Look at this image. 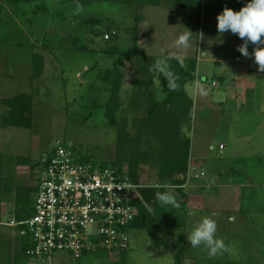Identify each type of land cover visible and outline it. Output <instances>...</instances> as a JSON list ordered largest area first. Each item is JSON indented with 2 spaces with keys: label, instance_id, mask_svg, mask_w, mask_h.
<instances>
[{
  "label": "rangeland",
  "instance_id": "374dc122",
  "mask_svg": "<svg viewBox=\"0 0 264 264\" xmlns=\"http://www.w3.org/2000/svg\"><path fill=\"white\" fill-rule=\"evenodd\" d=\"M174 4L175 0H85V4L63 9L59 15L54 0L24 1L15 7L0 0V99L21 92L34 95L30 126H0L3 166L7 173H14L7 174L8 177L14 176L16 184H23V175L30 171L25 168L24 174V165L35 164L36 174L43 157L58 144L80 159L90 157L107 162L115 157L116 127L107 122L100 107L109 95L101 89L98 74L100 69H111L122 62L125 84L130 85L123 90L122 103L131 108L132 97L126 96L134 87L135 66L122 54L108 50L113 45L121 49L132 46L129 28L136 18H145L139 23L144 32L139 43L147 55L169 53L197 58L196 79L186 84L193 99L192 118L183 133L190 140V157L207 170L204 180H209L204 183V203L199 204V193L189 198L186 227L131 230V249L125 264H211L213 260L227 259L264 262V71L258 69L251 55H240L235 60V54H241L237 46L243 40L231 32L218 33L217 14L223 10L206 9L203 0L200 6L192 8H172ZM91 16L102 19L97 28L116 30V36L106 40L104 34H92L93 23L85 21ZM189 30V48L177 49L175 40ZM76 35L80 40L74 43L72 37ZM248 49L251 53V43ZM41 58L43 74L31 77ZM158 72L153 78L156 89L161 87ZM7 111L8 106L0 101V117ZM140 115L141 112H129L130 131H134L133 118ZM220 143L226 148H219ZM250 148L256 153L249 160L246 153ZM202 155L211 156L201 162ZM235 155L244 159L236 161ZM219 163L222 168L231 163L236 171L256 178V182L246 183L252 187H242L233 183L232 176L237 174H213ZM156 174L152 166L141 164L142 183L160 184ZM2 208L3 222L15 217L14 191L3 196ZM213 212L216 235L223 240L226 250L209 256L203 245L192 247L186 236L194 224ZM158 240L160 246L155 245ZM181 246L183 252L178 262L176 253ZM110 261L106 254L98 253L81 259L65 251H55L52 256L53 264Z\"/></svg>",
  "mask_w": 264,
  "mask_h": 264
},
{
  "label": "trees",
  "instance_id": "16d2710c",
  "mask_svg": "<svg viewBox=\"0 0 264 264\" xmlns=\"http://www.w3.org/2000/svg\"><path fill=\"white\" fill-rule=\"evenodd\" d=\"M13 6L19 5L20 2L31 0H4ZM122 1V0H121ZM55 6H58L57 13L63 12L71 6L83 5L85 0H54ZM202 0H175V5L180 7L192 8L200 6ZM247 0H203L204 7L211 10H223L224 7H231L239 10ZM47 11V8L45 7ZM88 24H92V34L103 36L109 29L97 28V23H102L98 17H87ZM140 18L129 28L132 33L133 44L124 49L113 45L108 51L110 53H120L125 60H130L135 66L136 75L132 80L134 87L128 94L132 101L131 108H125L123 102V90L129 89L130 85L125 84L126 71L121 68L120 62L114 68L100 69L98 78L102 82L101 89L108 93V100L100 105L103 107L107 122L116 127L117 147L115 157L107 162L87 159L86 161L98 163L100 166L111 165L116 169L118 174L123 177L127 175L129 181L137 185L134 190V196L131 203L137 207V213L129 220L124 229L129 233L133 229L152 230L159 227L180 229L187 226V215L189 209V198L191 191L188 185L197 182H203L206 176L201 167L197 166V161L190 157V140L183 133V128L192 118L193 99L186 91V84L196 79L197 58L195 56H183L184 64L181 65L175 59H167L165 64L161 65L158 72L161 87L153 84V78L157 70L152 68L156 59H164L170 54L151 56L147 55L139 43L140 38ZM116 31V30H115ZM117 33L112 37L114 38ZM80 40L77 35L72 37V41L77 43ZM107 40V39H106ZM83 48L82 45L79 46ZM237 56V54H235ZM40 58V55H38ZM39 61L35 74L31 77H38L43 74V60ZM37 62V61H36ZM168 74V76L165 75ZM169 79L174 84L173 89H169L167 84ZM30 93H18L12 97L0 99L1 102L8 106V111L0 117V126H30V115L33 108V97ZM96 103L97 99H93ZM98 105V104H96ZM28 111V113H26ZM141 112L137 118H133V129L130 131L129 112ZM122 112V113H121ZM223 144V143H220ZM219 144V148H220ZM62 145V144H61ZM64 146V145H63ZM67 148V147H66ZM56 149V148H55ZM46 155L42 159V166L34 174L35 164L31 163L29 184H16V181L8 177L3 163V155L0 153V221H2V201L3 196L14 191V212L17 220H23L33 214V200L38 189V183L42 170L46 169L56 150ZM68 149V148H67ZM70 150V149H69ZM73 152V151H72ZM20 164V163H17ZM148 164L156 170V175L160 184H145L140 180V166ZM195 167V168H194ZM201 174L195 176V174ZM9 174H12L9 172ZM189 175H191L189 177ZM222 175V174H221ZM189 177V178H188ZM164 178H168L164 183ZM203 178V179H202ZM198 193L202 194L205 186L197 188ZM157 192L161 194H170L176 200V206L162 204L156 198ZM23 209V211H22ZM26 226H17V232L21 236L20 252L15 255L14 259L4 260L0 257V264H30L27 254L28 249L32 246V240L29 232H21ZM161 240L155 241V245L160 246ZM3 235L0 232V253L5 248ZM99 247L98 251L88 254L99 255L106 254L111 258L110 264H125L128 249H115L113 251H103ZM183 247L181 246L176 253V260L179 262L182 256ZM87 254V255H88ZM86 256V255H85ZM211 264H264L261 261L243 262L237 260H213Z\"/></svg>",
  "mask_w": 264,
  "mask_h": 264
},
{
  "label": "built area",
  "instance_id": "2783aa9c",
  "mask_svg": "<svg viewBox=\"0 0 264 264\" xmlns=\"http://www.w3.org/2000/svg\"><path fill=\"white\" fill-rule=\"evenodd\" d=\"M115 33L106 32L104 37L110 39ZM55 150L41 172L33 214L7 223L26 226L21 232L30 233V263L53 264L55 251L81 259L99 247L103 251L128 249L130 234L124 228L137 213L136 205L131 203L137 185L127 175L120 176L111 165L78 161L77 155L61 144Z\"/></svg>",
  "mask_w": 264,
  "mask_h": 264
},
{
  "label": "clouds",
  "instance_id": "9594fccd",
  "mask_svg": "<svg viewBox=\"0 0 264 264\" xmlns=\"http://www.w3.org/2000/svg\"><path fill=\"white\" fill-rule=\"evenodd\" d=\"M218 33L231 32L237 34L243 40V43L237 46V51L241 55L251 57L258 65L260 71H264V0H247L239 10L231 7H224L223 11L217 14ZM191 31L180 34L175 40L177 49L186 50L190 46ZM253 45V50L249 53L248 44ZM167 59H175L179 64H184V57L176 54L164 59H156L152 68L160 70L161 65L166 63ZM168 76L167 73H165ZM169 89L175 86L169 79L167 84ZM157 200L162 204L176 206L175 198L170 194H161L157 192ZM216 215L213 212L210 216H204L200 221L193 225L191 232L186 236L192 247L203 245L209 256L216 255L219 251L226 250L222 239L217 237V223L213 218ZM234 217H229L233 220Z\"/></svg>",
  "mask_w": 264,
  "mask_h": 264
},
{
  "label": "crops",
  "instance_id": "0c3cea01",
  "mask_svg": "<svg viewBox=\"0 0 264 264\" xmlns=\"http://www.w3.org/2000/svg\"><path fill=\"white\" fill-rule=\"evenodd\" d=\"M156 3H158V2H156ZM156 3H153V4L155 5ZM171 7L172 8H176V9H178V8H186V7H180V6L175 5V4L173 6H171ZM144 19L145 18H142L141 19V22ZM140 24H142V23H140ZM140 30H141V32H140V37H141V35L144 33L143 32V26L142 25H140ZM139 42H140V40H139ZM166 54H169V53H166ZM240 55L241 54H237V56H235V60H239L236 57L239 58ZM221 142H223V141H221ZM249 144L251 146L253 143H249ZM213 147L214 146H210L209 149H213ZM225 148H226V145L224 144L223 149H225ZM220 152H222V151L220 150ZM254 153H256V151H254L251 148L249 149V151H247L246 156L249 157V160H250V158H252V156H253ZM209 156H211V155H202V156H199V158H201V162H203V160H206ZM243 156H244V154H243ZM243 156H236L235 155V157L233 159H235L236 161H237L238 158L244 159ZM249 160L246 161L247 164H248ZM238 161H241V160H238ZM229 162H231V160H229ZM228 165H229V167H228ZM25 166L26 165H24V167H23L24 170H25V168H29L30 169L29 166H26V167ZM200 170H203L205 172V174L207 175V173H208L207 170H205L204 168H201ZM236 170H237L236 167L235 166H232L231 163H227V167L226 168H222V166L219 163V168H215L214 170H212V172H213V174H231V175L237 174V176H232L233 183H239V184L242 185V187H245V186L252 187V186H249L246 183H254V182H256V178H254L252 176H249V177H251V178H249L248 176H245V174H242V173H240L239 171H236ZM30 172H31V169H30V171H27V173H26V170H25L24 174L26 173L27 175H23L24 178H25L24 179L25 182H23V184H29L30 183L29 182L30 181ZM7 174H9V173H7ZM12 174H14V173H12ZM17 174H18V172H17ZM251 174H253V173H251ZM226 179H230V178L227 177ZM208 180L209 179H205L204 180L205 182H197V181H194L193 185H190V187H188L189 190L191 191V195H193L194 193H198V189L197 188L200 187V186H204V183H206ZM243 182H245V184ZM206 185L208 186L209 184H206ZM236 186H238V185H236ZM198 197L201 198V200H199V204L204 203V201L206 200V196L204 194V191H203L202 194H199ZM200 202H202V203H200ZM13 218H15V217H13ZM8 222L9 221H6V222L0 221V225H1L0 232L3 235L4 243L5 244L7 243L6 247L2 249V253H1V255H2L1 258L4 259V260H7L8 258H10L11 260L14 259L15 255H17L20 252V243H21V238H20L21 236H19V233L17 232L16 227L11 226V225H8L7 224ZM5 225L8 228H6Z\"/></svg>",
  "mask_w": 264,
  "mask_h": 264
},
{
  "label": "water",
  "instance_id": "95a60500",
  "mask_svg": "<svg viewBox=\"0 0 264 264\" xmlns=\"http://www.w3.org/2000/svg\"><path fill=\"white\" fill-rule=\"evenodd\" d=\"M167 181H168V178H164V183H167ZM22 211H23V209H22Z\"/></svg>",
  "mask_w": 264,
  "mask_h": 264
}]
</instances>
